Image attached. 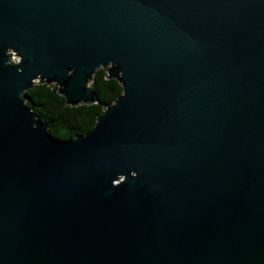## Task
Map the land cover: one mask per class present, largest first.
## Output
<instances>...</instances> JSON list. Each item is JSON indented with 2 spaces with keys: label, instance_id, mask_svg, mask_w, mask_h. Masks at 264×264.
Masks as SVG:
<instances>
[{
  "label": "water",
  "instance_id": "obj_1",
  "mask_svg": "<svg viewBox=\"0 0 264 264\" xmlns=\"http://www.w3.org/2000/svg\"><path fill=\"white\" fill-rule=\"evenodd\" d=\"M0 264H264V0H0Z\"/></svg>",
  "mask_w": 264,
  "mask_h": 264
},
{
  "label": "trees",
  "instance_id": "obj_2",
  "mask_svg": "<svg viewBox=\"0 0 264 264\" xmlns=\"http://www.w3.org/2000/svg\"><path fill=\"white\" fill-rule=\"evenodd\" d=\"M90 85L98 94V101L72 106L59 93L56 83L36 82L25 92L26 104L34 114L50 125L49 131L62 139H73L88 133L96 124L104 106L114 102L123 92L117 78H110L106 68L99 67Z\"/></svg>",
  "mask_w": 264,
  "mask_h": 264
},
{
  "label": "rangeland",
  "instance_id": "obj_3",
  "mask_svg": "<svg viewBox=\"0 0 264 264\" xmlns=\"http://www.w3.org/2000/svg\"><path fill=\"white\" fill-rule=\"evenodd\" d=\"M13 58H14V60H17V57L15 55H13Z\"/></svg>",
  "mask_w": 264,
  "mask_h": 264
}]
</instances>
